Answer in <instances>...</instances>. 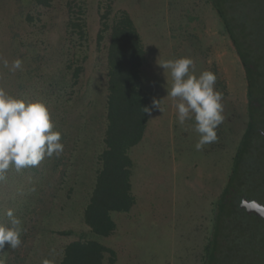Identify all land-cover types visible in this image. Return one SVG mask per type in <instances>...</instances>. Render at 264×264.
<instances>
[{"label": "rangeland", "instance_id": "374dc122", "mask_svg": "<svg viewBox=\"0 0 264 264\" xmlns=\"http://www.w3.org/2000/svg\"><path fill=\"white\" fill-rule=\"evenodd\" d=\"M68 2L74 21L84 12L83 36L78 31L70 35L65 28ZM106 3L52 0L43 8L31 0H0V61H23L15 73L0 62V87L15 97L42 101L63 144L58 156L19 172L10 168L0 181V222L9 223L4 213L11 208L24 229L18 248L6 242L0 249L4 264H58L67 243L93 237L82 211L94 183L105 125L108 33L99 44L96 35ZM225 8L232 12L234 0ZM122 9L143 42L140 84L151 100V115L142 141L130 151L135 204L127 213L112 214V235L97 237L116 253L115 262L106 256L103 264H200L214 225V202L233 172L229 204L242 221L241 243L231 254H249L246 235L255 219L233 205L239 208L243 196L264 204V162L262 149L255 147L260 137L241 143L247 122L244 73L223 26L207 0H111L109 22ZM184 56L192 58L197 75L212 71L214 87L223 94L225 120L216 129L218 139L201 151L195 148L199 137L194 121L184 126L177 122L175 103L167 95L170 76L158 65ZM79 65L82 71L73 82L72 71ZM154 100H160L161 111L153 107ZM233 223L230 217L225 225ZM65 230L72 234H59Z\"/></svg>", "mask_w": 264, "mask_h": 264}, {"label": "trees", "instance_id": "16d2710c", "mask_svg": "<svg viewBox=\"0 0 264 264\" xmlns=\"http://www.w3.org/2000/svg\"><path fill=\"white\" fill-rule=\"evenodd\" d=\"M31 1L43 8L52 5V0ZM207 1L223 26L243 69L247 100L246 131L241 141L244 144L264 135V0H234L236 8L232 12L225 8L229 0ZM67 10L69 17L66 30L70 35L72 31H78L83 36L84 12L80 11L78 22L72 18L70 2L67 3ZM110 13L111 0H107L105 11L99 17L100 28L96 35L99 44L104 33H108L105 125L102 148L95 159L97 167L94 183L82 211L83 222L93 237L67 243L58 264H103L106 256L110 263L115 262V251L102 244L97 237L112 235L116 229L112 214L127 213L135 204L130 151L142 141L148 121L144 108L151 107V100L140 84L145 50L128 12L123 9L117 11L109 22ZM66 67L71 69L70 64ZM81 71L80 65L72 71L73 82L78 81ZM28 73L30 71L26 70V75ZM241 152L242 147L239 146L233 159L234 167L239 163ZM233 174L214 202V225L203 247L200 264H264V220L240 210L236 205L233 206L243 215L255 219L254 227L248 229L246 235L248 248L251 249L249 254L253 259L250 260L249 254L244 252L231 254L241 243L238 227L242 221L236 217L229 204V196L234 189ZM230 217L234 220L233 227L225 225ZM59 234L70 235L72 231H60Z\"/></svg>", "mask_w": 264, "mask_h": 264}, {"label": "clouds", "instance_id": "9594fccd", "mask_svg": "<svg viewBox=\"0 0 264 264\" xmlns=\"http://www.w3.org/2000/svg\"><path fill=\"white\" fill-rule=\"evenodd\" d=\"M0 62L12 73L23 65L19 58L11 63L7 59ZM158 65L170 76L167 95L175 103L177 122L184 126L186 121H194L192 128L199 137L196 150L216 142V129L225 120L223 94L214 87L216 75L210 70L197 75L194 61L187 56L166 59ZM153 107L161 111L160 100H154ZM144 112L151 115L149 108ZM53 129L49 110L42 101L15 97L0 87V181L6 179L10 168L19 172L37 167L45 157L58 156L63 151L61 133ZM4 214L9 223L0 222V249L6 242L16 249L21 245L22 221L11 208ZM0 264L4 262L0 260Z\"/></svg>", "mask_w": 264, "mask_h": 264}, {"label": "water", "instance_id": "95a60500", "mask_svg": "<svg viewBox=\"0 0 264 264\" xmlns=\"http://www.w3.org/2000/svg\"><path fill=\"white\" fill-rule=\"evenodd\" d=\"M239 208L245 210L248 214H254L264 219V205L260 204L256 200L241 198Z\"/></svg>", "mask_w": 264, "mask_h": 264}, {"label": "flooded vegetation", "instance_id": "af4514ba", "mask_svg": "<svg viewBox=\"0 0 264 264\" xmlns=\"http://www.w3.org/2000/svg\"><path fill=\"white\" fill-rule=\"evenodd\" d=\"M249 138V137H248ZM260 142H258V143H255V147L256 148H260V149H262V153H261V161L262 162H264V135H262L261 137H260ZM243 198V197H242ZM247 199H253V198H249V197H246ZM254 200V199H253ZM260 204H262V205H264L263 203H261V202H259ZM262 219V218H261ZM264 220V219H263Z\"/></svg>", "mask_w": 264, "mask_h": 264}]
</instances>
